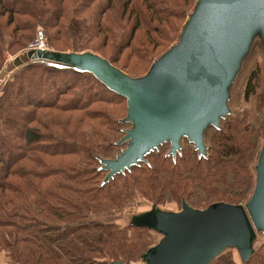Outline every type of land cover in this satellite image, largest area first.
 <instances>
[{
    "label": "trees",
    "instance_id": "1",
    "mask_svg": "<svg viewBox=\"0 0 264 264\" xmlns=\"http://www.w3.org/2000/svg\"><path fill=\"white\" fill-rule=\"evenodd\" d=\"M196 2L0 0V70L3 52L17 53L41 28L57 52L92 50L130 76L138 73L125 67L127 58L118 61L128 51L135 58L132 69L147 72L181 33ZM259 76L256 69L249 73L245 100ZM126 115V99L87 70L36 61L5 81L0 255L9 264H134L155 244L154 235L161 237L113 218L134 198L161 209L182 199L197 208L249 200L264 130L232 117L212 133L203 154L164 150L110 176L105 160L126 133ZM255 243L247 263L237 262V251L227 248L210 264H264V241L258 248Z\"/></svg>",
    "mask_w": 264,
    "mask_h": 264
},
{
    "label": "water",
    "instance_id": "2",
    "mask_svg": "<svg viewBox=\"0 0 264 264\" xmlns=\"http://www.w3.org/2000/svg\"><path fill=\"white\" fill-rule=\"evenodd\" d=\"M260 28L264 41V0H197L183 26L179 42L159 56L140 77H131L93 52H57L31 49L7 65V73L27 63L42 61L87 70L126 99V130L119 142L130 140L116 159H106L114 175L168 140V153L180 149L181 136L205 152L202 129L227 113L226 86L233 78L252 33ZM4 71V72H6ZM0 75V89L4 85ZM249 200L213 202L205 208L181 200L177 211L152 204L132 214L129 225L158 233L159 240L140 254L143 264H210L227 248L242 263L254 253L259 233L264 235V138ZM111 264H130L112 261Z\"/></svg>",
    "mask_w": 264,
    "mask_h": 264
},
{
    "label": "rangeland",
    "instance_id": "3",
    "mask_svg": "<svg viewBox=\"0 0 264 264\" xmlns=\"http://www.w3.org/2000/svg\"><path fill=\"white\" fill-rule=\"evenodd\" d=\"M192 11H191V13H192ZM188 19H189V17L187 18V20ZM38 27H41V26H38ZM179 37H180V34H178V36L173 41L171 46L176 45L179 42ZM93 43H92V45H93ZM27 45L25 47H23L21 50L17 51V53H15L13 55L9 54L8 52H5V51L3 52L4 63H3L2 69L0 70V75L4 78L3 79L4 83L6 80H8L10 78V76L15 71H17V69L29 64V63H27L25 65H22L10 73H7V71H6L7 65L10 64L17 55L21 54L23 51H26L25 48L27 47ZM94 46H96V44H94ZM170 47H168L166 50H168ZM100 49L102 52L108 50L107 47H100ZM49 50H54V49L49 48ZM161 50L162 49L157 51V54ZM166 50H164L160 54V56ZM87 52H93V51L87 50ZM127 53H128V51L124 55H127ZM96 54H98V53H96ZM131 54L129 53L127 56L123 55L120 58V60H118V61H120L119 65L125 64V58H127L129 65H127L125 67L130 71L136 70L135 73H138V74H131L130 76L131 77L143 76L146 73L145 72L146 68L144 69L142 67L137 66L136 69H132L130 62L132 61L135 63V60H134L135 58ZM154 60H156V58ZM253 69H256L257 71H259L260 76H259L258 86L256 87L255 93L252 94L248 100H245L244 99V89H245L246 80H247L249 73ZM4 71H6V72H4ZM226 92H227V98H226L227 113L225 115L219 117V120L216 124L207 123L202 129L203 140L205 142V151H206V148L208 145L209 137L212 135V133H214L218 130H221L222 127L224 126V124L227 121H229L232 117H236V118L244 117V119L248 123H250L252 126L258 127L262 131L264 130V98H263L264 97V41H263V37H262V31L260 28H257L252 33V35L248 41L246 51L243 53V55L240 58L238 69L236 70L231 81L226 86ZM126 126H127L126 130H131L134 127V124L132 121H130V122H127ZM129 144H130V140H125V141L120 142L119 146L116 147V149L113 151L111 156L108 157L107 159L116 160L123 153V151H125L127 149ZM169 148H170V143L168 140L160 141V142H158L157 146L148 150L145 153L144 157L146 159L148 154L159 153V152L164 151V150H169ZM183 148H191L192 150L197 151V149L194 147L193 142L190 141L188 139V137H186V136H181V139H180L179 151ZM150 207H151L150 203H148L147 201H145L144 199H142L140 197H136L128 205H126L124 208H122L120 211H117L116 214L113 216V218L115 220H118V222L126 223L127 221H129V218L132 214L145 211V210L149 209ZM163 208L165 210H169V211H177L180 209V205L175 203V202H170V203H167L166 205H164ZM159 238L160 237L158 235H154V243H156L159 240ZM263 241H264V235L262 233H259L257 236V239H256L255 248H258V246ZM235 256H236L237 262H239L238 254L235 253ZM8 261H9V259L6 258V256L3 253H1L0 263L1 264H9ZM134 264H143V263L141 262V260H139V261L135 262Z\"/></svg>",
    "mask_w": 264,
    "mask_h": 264
},
{
    "label": "built area",
    "instance_id": "4",
    "mask_svg": "<svg viewBox=\"0 0 264 264\" xmlns=\"http://www.w3.org/2000/svg\"><path fill=\"white\" fill-rule=\"evenodd\" d=\"M31 49L49 50V47L45 42V37L41 28H38L36 30L35 38L25 48V50H31Z\"/></svg>",
    "mask_w": 264,
    "mask_h": 264
}]
</instances>
